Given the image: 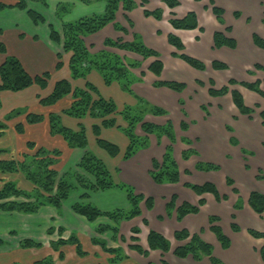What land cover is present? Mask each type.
<instances>
[{"label":"crops","instance_id":"0c3cea01","mask_svg":"<svg viewBox=\"0 0 264 264\" xmlns=\"http://www.w3.org/2000/svg\"><path fill=\"white\" fill-rule=\"evenodd\" d=\"M0 1L14 2L13 0ZM26 1L29 8L35 9L45 17L46 22L35 24L29 17L27 10L17 7L4 9L0 11V41L6 44L7 55L19 58L31 74L37 75L49 71L51 72V78L48 87L45 89L33 85L18 92L3 91L0 94L2 101L0 122L4 120L9 112L17 108L25 109L27 113H42L45 116H48L51 112L61 114L64 109L72 104L71 95L63 98L53 106L41 105L39 96H48L56 82L62 79L70 80L74 87L79 88H84L87 82L92 83L104 98L113 99L119 109L125 105L135 106L137 104L136 98H142L152 105L164 108L168 111L167 115L147 114L145 121L157 125H165L168 120L172 122L176 136L173 150L181 172L179 183L158 184L150 176V171L153 168L152 159L161 160L166 148L171 144L168 137L163 136L158 140L155 135L148 134L149 147L140 150L131 159L124 160L122 154L112 157L97 145L93 125L100 124L98 120L91 117L76 119L62 114V122L73 129H77L78 125L83 123L87 127L89 139L87 150H91L103 159L112 172L119 168L118 180L135 187L138 194L154 198L155 205L151 210L147 208L144 201L141 203L142 216L144 215L149 220L154 230L161 232L170 239L172 245L169 253L152 251L151 256L154 254L159 255V257L165 255L169 261L167 255L172 254L175 248L174 233L181 229H188L191 233H197L204 240L211 243L214 254L227 264H264L261 256L264 239L255 238L249 233V229L264 232V213H256L249 205V197L252 191H260L264 194V180L257 178L260 169L264 172V125L262 122H260L261 125L258 122L257 124H251L250 121L252 120L242 114L239 116L238 109L232 103L231 94L208 97L207 101L200 98L203 93L207 95V92L204 90L205 87L197 86L194 81L201 79L199 77L203 73L191 67L186 61L174 57L173 53H179L180 51L168 41V35L175 34L182 39L187 54L204 61L220 59L227 62L230 65L229 70L214 72V78L220 83H224V85L228 84L231 78L238 81H253L255 77H259V74L264 72L256 71L253 74L248 70H253L255 63L264 64V50L254 44L252 34L256 31V28L254 23L252 25V23L250 24L245 20L244 14L246 13L254 18L252 10L253 8H262L260 5L261 0H180L181 5L173 10L163 0H147L145 7L149 10L157 8L163 10L161 20L144 14L145 7L140 5L142 0H135L138 7L131 11L120 8L117 12L116 22L128 30L127 34L117 30L114 24L111 23L101 31L85 37V42L92 52L108 50L119 54L127 63L139 62L140 65L131 70L135 77L139 78L132 85L134 95L123 90L119 82L106 84L101 74L96 70L90 71L86 78L72 79L69 67L72 54L65 53L62 42H54L51 39L50 25L62 35L63 21H72L90 14L104 12L106 6L104 0H88V2L81 0H47V4L34 0ZM209 1H214L225 8V25L217 20L210 8L207 9ZM186 2L189 3L188 7L190 8L183 10ZM61 4L71 6L70 13L66 14L62 20L56 15L58 6ZM245 4H248L251 10ZM247 8L248 10H246ZM189 9H194L197 12L199 24L204 28L203 32L198 29H178L170 23L172 11H175L177 16L182 18ZM234 9L243 10V15L238 20L230 14ZM227 25L233 27L231 32L225 30ZM216 31L225 32L226 35L234 38L237 41L236 49L222 47L214 50V33ZM135 33L141 36L148 47L160 54L159 58L164 65L160 78L149 70L152 62L156 60L155 57L144 58L134 51L105 45L107 38L132 41ZM261 33L264 36V31H261ZM59 53L63 55V66L57 69V54ZM5 58L6 56L0 53V65ZM188 77H191V79ZM157 80H181L186 82L187 87L184 91L178 92L168 87L155 86ZM230 87L240 91L245 99L252 98L255 103H259L264 108V99L258 94L239 85ZM221 97L227 99L225 108H214L213 101ZM181 100L184 102L183 105ZM207 103L210 104V114H206L201 109V106ZM218 106L222 108L223 105L218 104ZM213 109L216 111L213 112ZM46 119L41 123L29 124L26 121V113H24L8 121V127L3 136L0 137V148H9L11 153L18 155L26 151L28 141H33L39 147L61 150L62 155L57 165L59 170L65 171L75 168L85 154L86 149L70 148L61 135L51 133L49 121ZM118 119L119 125L124 126L125 122L122 118L119 117ZM183 121L189 125L186 131L181 128ZM18 123H24V133H19L16 130ZM139 128L141 126L137 127V133L145 136L146 134L142 129H140L141 133L138 132ZM101 136L116 143L121 148V152L129 144L127 136L117 127L103 128ZM184 138H187L191 144L183 142ZM233 140L237 143L239 141V144L235 145L236 143ZM242 147L246 148L247 151H252V155H245ZM191 148L197 150L199 160L219 163L221 170L209 172L197 170L195 155H192L188 160L183 159L184 161H181L178 156L180 151ZM203 151L207 153L204 154ZM246 164L250 166V169H247ZM227 176L235 180V187L239 190V193H235L231 189L232 187L227 185ZM21 182L23 185L26 184V182ZM187 182L197 184L212 182L221 194L228 196V199L218 201L211 193L200 196L185 186ZM84 192V189L78 187L59 210L52 206H45L37 214H26L7 212L0 208V239L5 241L4 244L0 245V260L3 261V264H36L45 255H52L57 259L58 264H108L110 255L99 244L93 243L92 239L101 238L107 241L108 247H116L111 245L110 239L116 240L111 232L101 235L96 231L98 224L115 226V223L107 217H100L95 222H90L85 217L75 213L72 206L81 201V195ZM173 194L178 197L177 205L184 202L197 205L201 198H205L206 203L198 214H189L179 222L175 218V212L170 217L166 210V204ZM87 201L93 203L102 211L117 208L127 209L129 207L127 194L118 188L104 192H90ZM237 203L242 204L240 209L235 208ZM211 214L218 215L221 218L220 226L231 240V246L228 249L221 246L210 228L209 216ZM141 219L136 217L131 221L119 223L120 234L117 240L121 241L122 236L125 239L127 238V231L133 227L132 223L142 228ZM233 222L239 225L240 231L233 230ZM50 227L56 229L53 234L47 232ZM59 227L64 229L62 235L58 232ZM72 234H76L80 238L86 254L79 255L74 245L67 244L63 246L65 258L61 260L59 253L53 251L51 242L57 241L61 237L67 239ZM25 239L39 241L43 243V247L22 248L21 241ZM145 244L143 245L146 247L147 244ZM118 245L117 247L127 254V248L123 244ZM187 259L192 261L189 264H211L207 257L201 261H195L189 257ZM157 260L158 258L155 259V261ZM183 261H186V259Z\"/></svg>","mask_w":264,"mask_h":264},{"label":"trees","instance_id":"16d2710c","mask_svg":"<svg viewBox=\"0 0 264 264\" xmlns=\"http://www.w3.org/2000/svg\"><path fill=\"white\" fill-rule=\"evenodd\" d=\"M13 3H6L0 1V11L17 7L22 10H27L29 17L35 24L46 22L45 17L33 8H29L26 0H13ZM43 4H47V0H34ZM88 2V0H81ZM106 3L105 10L102 13H95L93 15H87L80 17L72 21L62 22V35L50 25L51 39L54 42L63 44L65 53H71L70 58V71L72 79L86 78L90 71L96 70L104 79L106 84H112L119 82L122 85L123 90L131 95H134L132 85L137 81V78L131 71L132 68L138 67L139 62L127 63L123 58L117 54L108 50H101L98 52H92L85 42V37L95 34L101 31L108 24L113 23L115 28L127 34L128 30L121 24L116 22L117 12L120 8L125 11H131L138 6L135 0H104ZM163 2L171 9L177 7L179 0H163ZM147 0H142L141 5L145 6ZM71 6L61 4L58 6L56 15L60 20L70 13ZM213 13L216 15L219 21H223V15L225 10L218 6L213 5ZM146 16H153L158 20L163 18V10L157 8L155 10L144 9ZM235 17L239 18L241 13L239 11L234 12ZM173 17L170 19V23L178 29H196L199 27V21L195 12H189L184 18H176L175 13H172ZM131 25L133 23L131 22ZM201 28V27H200ZM202 30V28H201ZM230 30V28H229ZM160 33V31H159ZM168 41L181 53H174L177 56L192 67L198 70H204L206 65L200 59L191 56L184 52L185 45L183 41L174 34L168 36ZM254 43L264 49V38L258 34H253ZM105 45L109 47H118L124 50L134 51L139 53L144 58L155 57L156 60L152 62L149 70L153 72L158 78H160L163 71V62L161 61L160 54L148 47L142 40L141 36L134 34L132 41H124L123 39H111L105 40ZM228 46L235 48L237 42L232 37H227L223 32L216 31L214 33V47L221 48ZM0 53L6 56L5 60L0 65V94L3 91L18 92L30 88L33 85H38L42 89H45L49 85L51 78V72L44 71L41 74H31L23 65L22 61L15 57L9 56L7 46L4 42L0 41ZM58 62L57 69L63 66V55L57 54ZM213 67L217 70L227 69L228 66L221 61H213ZM257 69L264 70V65L256 64ZM203 85L202 81H198ZM213 85L208 91L212 97L224 96L231 94L232 100L241 114L252 116L254 108L248 106L245 103L243 94L233 89L231 90L229 85L240 84L247 89L257 92L264 97V90L261 88V81L258 80L254 83L238 82L234 79L229 80V85H224L221 88H215L214 80H210ZM155 86L168 87L178 92H182L186 88L184 82L178 81H165L157 80ZM71 95L72 104L64 109L61 114L50 113L45 116L42 113L28 112L25 109L17 108L9 112L4 120L0 122V137L3 136L4 131L8 127V121L19 117L26 113V121L29 124H36L43 122L46 117L50 124L51 133L53 135H61L70 148L86 149L80 162L74 169H69L63 173L60 172L57 165L59 164L62 152L60 149H47L39 147L35 142L28 141L26 144V151L15 155L11 153L9 148H0V208L7 212H19L26 214H36L42 207L52 206L56 209H61L63 203L69 199V197L75 192L76 189L82 188L86 191L81 195V201L73 204L72 209L75 213L85 217L90 222H95L100 217H107L116 226L107 224H100L96 231L98 234H104L111 232L114 239H116L120 233L117 224L123 220H131L135 217L142 215L141 203L144 201L149 210L153 209L155 200L153 197H146L143 194L136 193V190L130 184L121 182L117 179L119 168H116L115 172H112L108 165L97 156L91 150H87L89 146V139L87 135V127L80 123L77 129L70 128L63 124L62 114L76 118L83 119L85 117H91L98 120L100 124L93 125V133L96 137L97 145L107 152L112 157H117L122 154L124 160L131 159L140 150L149 147L148 134H153L158 140L163 136H166L171 141V145L166 148L164 156L159 162L156 158L152 159L153 169L150 171V175L153 180L158 184L165 183H179L181 181V172L179 165L173 156V145L176 143V136L174 133L173 124L170 120L165 125H157L148 121H145L147 114L153 115H167L168 111L164 108L152 105L148 101L142 98H136L137 104L135 106L125 105L119 109L116 102L113 99L104 98L99 90L90 82L86 83L84 88L74 87L72 82L68 79H62L56 82L52 92L48 96H39V101L43 106H53L57 104L63 98ZM181 104L184 102L181 100ZM2 107V101L0 96V108ZM206 109L205 106H203ZM260 116L264 122V109L260 112ZM121 117L125 122L124 126H120L118 118ZM141 126L145 132V136H139L136 134L137 126ZM119 128L129 139L127 148L121 152V148L116 144L101 136L103 128ZM182 130L186 131L189 128L188 123L183 121L181 123ZM16 130L19 133L25 132L24 123H18ZM184 142L189 143L187 138H184ZM237 144V141L233 140ZM195 149L185 150L182 154L184 160H188L193 154H196ZM247 153H250L247 151ZM196 169L200 171H217L221 169V166L210 162H197ZM26 182L23 185L21 182ZM227 184L233 186L235 193H239V190L234 186L235 180L232 177H227ZM185 186L192 189L196 194L203 195L205 193L213 194L218 201L227 200L226 194L221 195L217 186L212 182H206L204 184H195L191 182L185 183ZM118 188L127 194L129 207L127 209H114L110 211H102L93 203L87 201L89 199L90 192L107 191L110 189ZM177 195H173L171 200L166 205L167 214L172 215L173 211L177 214L178 220H183L189 214H197L200 212L201 207L206 203L204 198L200 199L198 205L184 202L177 206ZM249 205L252 209L258 213H264V194L259 191H252L249 197ZM242 207L241 203L235 205L236 209ZM220 218L213 215L209 218L211 230L216 235L218 241L221 243L224 249H228L231 246L230 238L224 233L222 227L218 224ZM148 224V221H144ZM234 231H240V227L237 223H232ZM54 227H50L47 232L53 234L55 232ZM133 232L139 233L140 228L133 227ZM60 235L64 232L62 227L58 228ZM249 233L255 238H263L264 232L249 229ZM175 238L179 241L189 240L186 244L177 247L174 250V254L180 258H187L192 256L195 260H201L203 257H209L211 264H226L224 261L214 255L213 245L204 240L199 234L191 232L188 229L178 230L174 233ZM125 239L122 236V240ZM132 240L138 241L137 237H132ZM148 247L149 250H161L168 252L171 249V242L160 232L151 230L148 235ZM92 242L99 244L105 252L110 255L108 264H127L128 256L119 247H108L107 241L101 238H93ZM4 244V241L0 239V245ZM72 244L76 248V252L79 255H85L86 252L83 248V244L80 238L76 234H72L69 238H59L57 241L51 242V247L54 251L59 253V258L62 260L65 258V252L63 246ZM22 248H41L43 243L32 239H25L21 241ZM131 247L138 253L147 256L149 250H145L141 245L134 244ZM261 256L264 261V246L261 249ZM166 264L165 262H163ZM36 264H55L53 256H46L36 262ZM154 264V263H150Z\"/></svg>","mask_w":264,"mask_h":264},{"label":"rangeland","instance_id":"374dc122","mask_svg":"<svg viewBox=\"0 0 264 264\" xmlns=\"http://www.w3.org/2000/svg\"><path fill=\"white\" fill-rule=\"evenodd\" d=\"M196 1H200V0H196ZM179 2H180V0H179ZM209 3V5H207V9L208 8H210V10H211V12L213 13V11H212V8H213V5H215V6H218V7H220V8H223L224 10H225V8L224 7H222V6H220V5H218V4H216L214 1H209L208 2ZM141 5V4H140ZM181 5V2H180V4L177 6V7H179ZM188 5H189V3L188 2H186L185 3V5H184V7H183V10H185V8H190V7H188ZM248 8H249V10H251V8H250V6L248 5V4H245ZM261 6H262V8L260 9V8H258V9H256V8H253V10H252V13L254 14L253 15V17L254 18H252L250 15H248V14H244V18H245V20H247V22L248 23H252V25H253V23H254V26H255V28H256V31H254L253 32V34L254 33H256V34H258L260 37H263L264 38V36L262 35V33H261V31H264V0H261V4H260ZM138 7V6H137ZM143 7H145V6H143ZM146 8V7H145ZM144 8V9H145ZM176 8V7H175ZM174 8V9H175ZM248 8L246 9V10H248ZM148 9V8H147ZM155 10V9H154ZM173 10V9H172ZM235 11H239L240 13H241V16L239 17V18H237V17H235V14H234V12ZM189 12H195L196 13V15H197V12L194 10V9H189L188 11H187V13H186V15L189 13ZM172 13H175V17L176 18H180V17H178L177 16V14H176V12L175 11H172L171 12V16L173 17V15H172ZM214 14V13H213ZM230 14L232 15V16H234V18L235 19H240L241 17H242V15H243V10H241V9H234V10H232L231 12H230ZM90 15H93V14H90ZM185 15V16H186ZM215 15V14H214ZM224 15H225V13H224ZM223 15V21H219L218 19V21L221 23V24H223V25H225V16ZM262 15H263V17H262ZM184 16V17H185ZM216 16V15H215ZM148 17H150V16H148ZM151 17H153V16H151ZM171 17V18H172ZM184 17H182V18H184ZM155 18V17H154ZM217 18V17H216ZM197 19H198V15H197ZM158 20V19H157ZM198 21H199V19H198ZM133 26V25H132ZM202 28V30H201V28ZM229 28H230V30H229ZM232 26L230 25V26H226L225 27V30L227 31V32H231L232 31ZM196 29H198V30H200L201 32H203L204 31V28L199 24V27L198 28H196ZM187 30H191V29H187ZM225 35H226V33L225 32H223ZM172 34V33H171ZM253 34H252V39H253ZM170 35V34H169ZM168 35V36H169ZM175 35V34H174ZM177 36V35H176ZM227 37H229V35H226ZM177 37H179V36H177ZM180 38V37H179ZM181 39V38H180ZM182 40V39H181ZM237 42V41H236ZM254 42V41H253ZM255 44V43H254ZM185 45V44H184ZM256 45V44H255ZM257 46V45H256ZM223 47H228V46H223ZM237 47V46H236ZM236 47L235 48H231V47H229V48H231V49H236ZM258 47V46H257ZM116 48H118V47H116ZM222 48V47H221ZM221 48H215L214 47V45H213V49L215 50H218V49H221ZM260 48V47H259ZM120 49V48H119ZM185 49H186V47H185ZM260 49H262V48H260ZM124 50V49H123ZM264 50V49H263ZM130 51V50H129ZM184 52H186L185 50H184ZM179 53H181V52H179ZM187 53V52H186ZM174 54V53H173ZM190 55V54H189ZM174 56V55H173ZM174 57H177V56H174ZM179 58V57H178ZM181 59V58H180ZM199 59V58H198ZM183 60V59H182ZM201 61H203L204 63H205V65H206V67H205V69L204 70H199V71H201L203 74H202V76L201 77H199V78H201V79H197V80H195L194 82H195V84L197 85V86H200V87H202V88H204V90L207 92V95H204V93H203V95H201V97L200 98H202L204 101H207L208 100V97L210 98V97H212L210 94H209V89L213 86L212 84H211V82H210V80L211 79H213L214 80V83H215V85H214V87L215 88H221L222 86H224V83H220L219 81H217L214 77H215V75H214V72L215 71H227V70H229L230 69V65L227 63V62H225V61H223V60H220V59H212V60H207V61H204V60H202V59H200ZM215 60H217V61H221V62H223V63H225L227 66H228V68L227 69H222V70H217V69H215L214 67H213V65H212V63H213V61H215ZM256 64H262V63H260V62H258V63H255L254 65H253V70L251 69V70H248V72H253V74L256 72V71H262V72H264V70H261V69H257L256 67H255V65ZM190 65V64H189ZM262 65H264V64H262ZM191 66V65H190ZM192 67V66H191ZM194 68V67H193ZM194 69H196V68H194ZM196 70H198V69H196ZM253 74H250V75H253ZM188 78H190L191 79V77H188ZM262 78H264V73H260L259 74V77H255V79L253 80V81H247V80H244V81H238V80H236V79H234V80H236V81H238V82H248V83H254V82H256V81H258V80H260L261 81V88L264 90V79H262ZM137 79H139V78H137ZM203 79V80H202ZM232 79V78H231ZM215 80L217 81V84H216V82H215ZM172 81H178V82H184L185 84H186V82L185 81H181V80H172ZM198 81H202L203 82V85H201V84H199V82ZM225 85H229V81H228V84H225ZM234 85H239V86H241V87H243V88H245V89H247L246 87H244V86H242V85H240V84H234ZM229 86H232V85H229ZM186 87H187V84H186ZM231 88V90H233L234 88L233 87H230ZM186 89V88H185ZM247 90H249V89H247ZM249 91H251V90H249ZM251 92H254V91H251ZM254 93H256V94H258L257 92H254ZM260 97H262L260 94H258ZM232 98V97H231ZM245 98V97H244ZM263 99H264V97H262ZM226 102H227V99H225V97H221V98H219L218 100H214L213 101V105H214V108H217V109H224L225 108V104H226ZM232 103H233V105L235 106V104H234V102H233V100H232ZM245 103L248 105V106H250V107H252V108H254V113H253V115L252 116H248V115H244V114H242L243 116H245V117H247L248 119H250V120H252V121H250V123L251 124H257V122L259 123V125H261L260 124V122H262V124L264 125V122H263V119L261 118V116H260V112L264 109L259 103H255V100H252V98H247V99H245ZM218 104H222L223 106H222V108H221V106H218ZM209 103H207V104H204V105H202L201 106V109L204 111V112H206V114H210V112H209ZM203 106H205L206 107V109H204L203 108ZM236 107V106H235ZM237 108V107H236ZM216 110L215 109H213V112H215ZM239 111V110H238ZM238 114H239V116H240V112H238ZM118 123H119V119H118ZM140 126V125H139ZM138 127V126H137ZM140 129H142V128H139V131L138 132H142V131H140ZM144 132V131H143ZM136 134L137 135H139L138 133H137V128H136ZM139 136H141V135H139ZM234 138V137H233ZM183 142H184V140H183ZM186 143V142H185ZM191 144V143H190ZM239 144V141H238V143L237 144H235V145H238ZM171 145V144H170ZM172 145H174V144H172ZM169 146V145H168ZM173 149H174V147H173ZM191 149H194V148H191ZM196 150V149H195ZM166 151V150H165ZM185 150H181L180 151V153H179V159H181V161H184L183 160V158H182V154H183V152H184ZM197 151V150H196ZM242 151H243V153L245 154V155H252V151H249L248 150V152H250V153H247V149L246 148H244V147H242ZM165 153V152H164ZM182 153V154H181ZM202 153H207L206 151H203ZM198 152L196 153V154H193V155H195V159H197V160H195V163H197V162H200V161H203V160H199L198 159ZM163 156H164V154H163ZM173 156H174V158H175V154H174V151H173ZM191 158V157H190ZM129 160V159H128ZM162 160V159H161ZM161 160H158L159 162H161ZM175 160H176V158H175ZM203 162H210V163H214V164H217V165H219V166H221L219 163H216V162H211V161H203ZM152 167H153V165H152ZM195 167H196V165H195ZM246 167H247V169H250V166L248 165V164H246ZM71 169H74V168H71ZM153 169V168H152ZM221 170V169H220ZM65 171H67V170H65ZM64 170H60V172L61 173H63V172H65ZM200 171V170H199ZM217 171H219V170H217ZM206 172V171H205ZM118 175V174H117ZM151 176V175H150ZM227 177H229V176H227ZM227 177H226V179H227ZM257 178L258 179H261V180H264V172L260 169L259 170V174L257 175ZM153 179V178H152ZM228 185V184H227ZM132 186V185H131ZM228 186H230V185H228ZM235 186V185H234ZM230 187H232L231 189H233V186H230ZM135 188V187H134ZM230 189V188H229ZM85 190V189H84ZM86 191V190H85ZM260 192V191H259ZM137 193V192H136ZM174 195V194H173ZM204 195V194H203ZM221 195H224V194H221ZM202 196V195H201ZM215 197V196H214ZM171 198H172V196L169 198V200H168V202L171 200ZM216 198V197H215ZM177 199H178V197H177ZM202 199V198H201ZM205 199V198H204ZM206 200V199H205ZM200 201V200H199ZM220 201H222V200H220ZM167 202V203H168ZM177 203V202H176ZM167 205V204H166ZM198 205V204H197ZM205 205V204H204ZM177 206H179V205H177ZM202 208V207H201ZM120 209H123V208H120ZM175 211H173V213H174ZM173 213H172V215H173ZM176 213V212H175ZM37 214V213H36ZM198 214V213H197ZM171 215V216H172ZM215 215V214H214ZM142 215H140V216H138V217H140V218H142L141 219V224H142V228L141 227H139V226H136L135 225V223H132V225H133V227H138V228H140V231H139V233H135V232H133V230H132V228L133 227H131L130 228V230H128L127 231V238L126 239H123V240H121V241H119V240H117V238L119 237V235H118V237L116 238V240L115 241H113V239H110V241H111V245H114V246H119L118 244H123L126 248H127V256L129 257L128 258V261H127V264H150V263H154V264H164L163 262H165L166 264H189V263H192V261H189V259H187V258H180V257H177L175 254H174V250L177 248V247H179V246H181V245H184V244H186L189 240H185V241H179V240H177L176 238H175V235H174V239L177 241H174L175 243H174V249H173V252H172V254H169V255H167L168 256V258L170 259L169 261H168V259H166V256L165 255H160V257H159V255H157V254H154V255H150L151 254V252L152 251H161V250H149V247H148V241H147V239H148V235H149V232L151 231V230H154L152 227H151V225H150V222H149V220L143 215L142 217H141ZM169 216V215H168ZM170 216V217H171ZM211 216H213V214H211L210 216H209V218L211 217ZM216 216H218V215H216ZM219 218H220V216H218ZM136 218V217H135ZM175 218L177 219V214H176V216H175ZM185 218V217H184ZM183 218V219H184ZM134 219V218H133ZM133 219H131V220H133ZM159 219V218H158ZM221 219V218H220ZM131 220H123V221H131ZM148 221V224H145V222L144 221ZM177 221H179V222H181L180 220H178L177 219ZM220 222H221V220H220ZM220 222L218 223L219 225H220ZM121 223V222H120ZM209 223H210V221H209ZM98 225H100V224H98ZM115 226H116V224H115ZM117 226H118V228H119V224H117ZM98 227V226H97ZM210 227H211V225H210ZM97 229V228H96ZM182 230V229H181ZM119 231H120V229H119ZM157 231V230H156ZM159 232V231H158ZM146 233H147V235H146ZM161 233V232H160ZM105 234V233H104ZM120 234V233H119ZM162 234V233H161ZM191 234H193V233H191ZM101 235H103V234H101ZM137 237L139 240L138 241H134V240H132V237ZM165 236V235H164ZM166 237V236H165ZM202 237V236H201ZM167 238V237H166ZM203 238V237H202ZM168 239V238H167ZM1 240H3V239H1ZM170 242H171V240L170 239H168ZM4 241V240H3ZM36 241V240H35ZM123 241V242H122ZM119 242V243H118ZM4 243H5V241H4ZM114 243V244H113ZM147 245H146V244ZM220 243V242H219ZM134 244H139V245H141L142 247L144 246L143 244H145L146 245V247L144 246L143 248L145 249V250H149V254L147 255V256H145V255H142V254H140V253H138L136 250H134L132 247H131V245H134ZM221 244V243H220ZM171 245H172V242H171ZM222 246V245H221ZM43 251H45L44 249H43ZM170 251H171V249H170ZM170 251H168V252H164V253H169ZM163 252V251H162ZM126 253V252H125ZM215 255V254H214ZM162 256V257H161ZM216 256V255H215ZM45 257H46V255H45ZM44 258V257H43ZM156 258H158V260L157 261H155V259ZM189 258H191V259H193V260H195L192 256H189ZM203 258H205V257H203ZM207 258H209V257H207ZM219 258V257H218ZM186 259V261H183V260H185ZM220 259V258H219ZM53 260H54V263L55 264H58V261H57V259L56 258H53ZM202 260V259H201ZM201 260H199V261H201ZM210 260V259H209ZM195 261H198V260H195ZM211 262V261H210ZM0 264H3V261H1L0 260ZM14 264H18V263H14ZM227 264V263H226Z\"/></svg>","mask_w":264,"mask_h":264}]
</instances>
